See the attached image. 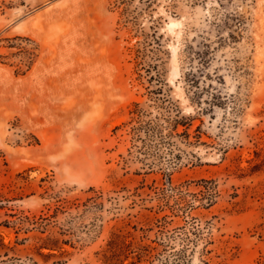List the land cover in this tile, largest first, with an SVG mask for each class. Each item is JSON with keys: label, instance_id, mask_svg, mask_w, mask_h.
I'll use <instances>...</instances> for the list:
<instances>
[{"label": "rangeland", "instance_id": "374dc122", "mask_svg": "<svg viewBox=\"0 0 264 264\" xmlns=\"http://www.w3.org/2000/svg\"><path fill=\"white\" fill-rule=\"evenodd\" d=\"M0 264H264V0H0Z\"/></svg>", "mask_w": 264, "mask_h": 264}, {"label": "trees", "instance_id": "16d2710c", "mask_svg": "<svg viewBox=\"0 0 264 264\" xmlns=\"http://www.w3.org/2000/svg\"><path fill=\"white\" fill-rule=\"evenodd\" d=\"M151 45L155 46V47H153L155 49H157V48H159L161 46L159 44V42L156 41V39L154 40V42ZM135 54H136V58L139 59L140 50L136 49L135 50ZM148 71H152L153 74L151 75L150 78L151 79L155 78V82H156V84H158V87L156 89H154L153 93L160 95L163 92L162 91V79H161V75H159V73H158L157 65H150ZM148 71H146V72H148ZM160 100H162V99H160ZM160 100H158V101H160ZM166 101L167 100L163 99L160 102H166ZM132 106H133V110L130 111V114L132 115V121H134V119L140 117V110L138 109V103H133ZM168 123L170 125V130L171 131H175L179 126H183L184 128H186V126H187V124H185L182 119H178V117H177V119L169 121ZM184 134H187V133L184 132Z\"/></svg>", "mask_w": 264, "mask_h": 264}]
</instances>
